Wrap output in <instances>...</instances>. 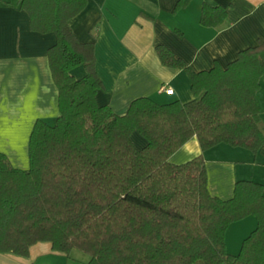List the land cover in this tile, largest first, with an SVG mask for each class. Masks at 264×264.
Masks as SVG:
<instances>
[{
  "label": "trees",
  "instance_id": "1",
  "mask_svg": "<svg viewBox=\"0 0 264 264\" xmlns=\"http://www.w3.org/2000/svg\"><path fill=\"white\" fill-rule=\"evenodd\" d=\"M191 0H177L174 11ZM88 0H18L30 27L54 32L48 48L60 113L38 118L29 140V167L0 150V252L28 256L51 242L90 254L87 264H264V184L237 180L234 193H211L203 154L173 163L170 155L196 135L202 149L225 142L256 152L264 143L257 92L264 75V38L225 66L195 70L165 44L162 63L185 69L195 97L160 103L132 100L124 114L100 104L104 85L95 42L82 41L70 20ZM228 8L204 2L200 22L225 23ZM83 64L86 74L71 69ZM138 130L147 140L138 148ZM249 215L254 229L237 253L227 249L230 224Z\"/></svg>",
  "mask_w": 264,
  "mask_h": 264
},
{
  "label": "crops",
  "instance_id": "2",
  "mask_svg": "<svg viewBox=\"0 0 264 264\" xmlns=\"http://www.w3.org/2000/svg\"><path fill=\"white\" fill-rule=\"evenodd\" d=\"M176 2L88 0L86 7L70 20L80 40L95 42L96 69L104 85L97 92L98 103L124 114L139 96H149L160 103L193 99L189 73L162 63L157 44H165L195 70H202L211 68L215 61L225 66L240 50L264 38V0H191L174 11ZM204 2L226 6L225 23L202 24ZM17 3L18 0H0V150L14 165L27 168L29 140L36 120L42 118L53 124L60 113L59 91L48 58V48L56 42V34L32 30L28 11L17 8ZM71 73L82 77L86 68L80 64ZM257 97L262 116L264 75ZM131 137L138 148L147 143L138 130ZM199 154L205 157L208 186L214 195L231 197L240 179L264 184V143L256 152L225 142L202 149L194 135L169 160L183 163ZM256 223V217L249 215L230 224L226 232L229 252L239 251ZM235 226L239 227L233 237L236 244L230 247L228 237ZM69 254L54 250L49 241H38L28 256L0 252V264H53V257L63 255L65 264H72L75 260Z\"/></svg>",
  "mask_w": 264,
  "mask_h": 264
},
{
  "label": "rangeland",
  "instance_id": "3",
  "mask_svg": "<svg viewBox=\"0 0 264 264\" xmlns=\"http://www.w3.org/2000/svg\"><path fill=\"white\" fill-rule=\"evenodd\" d=\"M261 127L264 130V115L261 116ZM15 160V159H14ZM20 162V160H18ZM22 163L24 161H21ZM238 226H235L232 229L231 234L228 237V241H229V246L230 247H234V244H236L235 240H234V232L238 231ZM70 257H72V259H74L75 261H73L72 264H87L88 260L90 259V254L79 249V248H74L72 249V251L69 252ZM59 256V255H58ZM66 255H63V257L59 258L58 257H53L52 260L54 261L53 264H65V257ZM69 257V259H70ZM195 264H205V262L202 259H198ZM226 264V263H224Z\"/></svg>",
  "mask_w": 264,
  "mask_h": 264
}]
</instances>
